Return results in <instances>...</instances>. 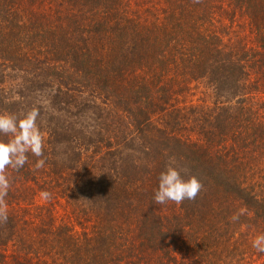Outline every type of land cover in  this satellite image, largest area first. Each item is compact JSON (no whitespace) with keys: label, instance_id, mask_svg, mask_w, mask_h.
Instances as JSON below:
<instances>
[{"label":"trees","instance_id":"16d2710c","mask_svg":"<svg viewBox=\"0 0 264 264\" xmlns=\"http://www.w3.org/2000/svg\"><path fill=\"white\" fill-rule=\"evenodd\" d=\"M33 107L0 264H264V0H0V114ZM169 165L195 200L154 202Z\"/></svg>","mask_w":264,"mask_h":264},{"label":"clouds","instance_id":"9594fccd","mask_svg":"<svg viewBox=\"0 0 264 264\" xmlns=\"http://www.w3.org/2000/svg\"><path fill=\"white\" fill-rule=\"evenodd\" d=\"M40 111L33 107L17 117L13 114H0V134L10 137L6 142L0 141V224L8 220V204L6 197L11 187L8 170H19L28 162V154L37 157L34 170L45 167L44 144L45 137L37 123ZM183 173L186 169H178L169 165L158 177V187L154 193L156 204L169 202L181 204L185 200H195L203 188L202 183L195 177ZM41 197L47 200L50 193L42 192ZM237 217H233L236 219ZM252 247L258 253H264V233L258 234L252 241Z\"/></svg>","mask_w":264,"mask_h":264},{"label":"rangeland","instance_id":"374dc122","mask_svg":"<svg viewBox=\"0 0 264 264\" xmlns=\"http://www.w3.org/2000/svg\"><path fill=\"white\" fill-rule=\"evenodd\" d=\"M65 149L66 148H64L63 146H61V147L58 148L57 153L58 154H62L63 152H66ZM61 192H62V195L64 194L65 197L59 199L60 206L57 207V212H58V214L60 216L65 217V213L69 211V208H68L67 202H66L67 201L66 198H67L68 195H65V192L62 191V190H61ZM39 203H43V201L41 200Z\"/></svg>","mask_w":264,"mask_h":264}]
</instances>
